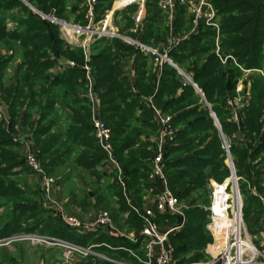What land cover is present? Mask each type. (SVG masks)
<instances>
[{
    "label": "trees",
    "instance_id": "16d2710c",
    "mask_svg": "<svg viewBox=\"0 0 264 264\" xmlns=\"http://www.w3.org/2000/svg\"><path fill=\"white\" fill-rule=\"evenodd\" d=\"M113 1L99 0L98 4H95L96 23L104 19ZM161 1H146L145 17L136 33V24L131 15L138 8L134 6L116 13L117 16L122 15L126 21L124 26H119V37L98 38L87 51L82 47L74 49L68 45L57 25L31 12L21 1L0 0V45L12 53L7 57L0 49V77H3L12 60L21 56L17 69L18 84L4 90L5 100L14 108L16 103H20L21 99L28 95L29 90L30 100L35 101L37 94L34 85L47 84L45 78L48 71L58 67V72L53 75L54 82L47 84L48 90L43 92L46 103L42 115L47 118L55 113V121L59 120L61 114L55 106L59 104L60 99L66 98L77 106L78 110L68 107L74 113L71 120L75 124L70 130L74 137L69 141L71 146L82 145L79 137L88 132L91 113L83 104L84 99L79 98L78 91L84 85L89 90L84 71L86 67H91L97 114L112 131L115 158L123 165L129 181L128 187L133 191L140 207L144 193L151 187L155 191L154 181L158 179L153 177L154 173L152 178L149 176V160H146L149 154L142 153L146 147L142 137L156 136L160 129L157 115L159 112L163 116L173 117L171 126L178 130L177 134L174 133L173 140L165 146L161 163L166 186L173 197L187 198L205 188L211 179L219 182L227 179L230 174L226 164L228 151L234 161L236 174L241 179L240 185L248 195L245 222L251 235L259 234L264 229V208L260 198L251 194V190L258 189L262 193L264 191L261 185L264 176V0H210L221 16L219 34L216 29L205 23L192 33V17H189L186 5L178 0L175 5L177 26L174 32L171 31L170 13L161 8ZM67 2L68 0L30 1L38 11L59 21L70 19L67 14ZM14 11L18 14L12 15ZM8 15L12 16L14 22L18 21V30L7 31L5 18ZM78 19L83 22L81 27L88 26L86 15L82 18L79 16ZM122 37L156 51L157 55L138 45L126 43ZM172 38L182 40L171 47ZM217 39L220 41L219 53L223 58L231 56L245 71L253 73L250 76L251 99L249 104L242 108L241 122H236L230 102L236 99L237 84L244 80L245 74L231 60L226 64L222 63L216 53ZM161 56H167L168 60L180 69L185 67V73L197 85L204 98L200 97L176 68L160 59ZM61 58L65 59L66 63L75 61L78 68L75 69L70 63H65L64 68L60 67ZM133 61L135 75L129 70ZM129 62L130 66L127 68ZM66 108L63 106V110ZM211 113L215 114L220 130L214 126L215 121ZM8 133L0 128L4 144L11 141ZM242 135L246 136L248 143L242 141ZM94 143L95 141H88L84 144L86 147H92ZM137 146L140 149L134 150ZM153 148L154 151L159 150L158 141ZM98 152L97 161L92 163V166L104 158L109 160L108 154L100 144ZM126 152L130 154L128 157L125 156ZM71 153L72 150H69L67 155ZM80 159L83 162L86 160L85 156ZM63 161L65 158H61L57 165ZM7 173V170L0 168V179L6 177ZM20 194V190L11 180L0 182V204L11 201L6 200V197L12 199ZM157 194L155 192V195ZM119 197L125 205L124 208L132 209L123 193L120 192ZM24 210L25 207L18 205L15 212L19 216L14 215L12 219L0 218L2 231L6 233L10 230L13 234L24 232L27 235L38 232L81 247H88V242L97 236L94 243L100 253L112 259L124 258L132 262L129 251H134L137 247L124 238L106 235L104 232L96 236L91 233L78 236L75 229L69 228L58 219H54L52 223L38 220L27 227L24 225L26 219L22 218ZM131 211L133 219L138 220L140 214L134 213V209ZM140 211L145 213L143 208ZM151 211V219L155 220L157 217L160 226L177 219V216L171 213H159L156 208ZM209 214L200 208H194L182 218H178L181 224L175 226H181L185 222L183 229L169 235L172 257L178 264L198 262L202 256L201 252L188 259L184 257L191 251L213 244L208 230ZM113 216L117 221L118 215ZM12 264L18 263L12 261Z\"/></svg>",
    "mask_w": 264,
    "mask_h": 264
},
{
    "label": "rangeland",
    "instance_id": "374dc122",
    "mask_svg": "<svg viewBox=\"0 0 264 264\" xmlns=\"http://www.w3.org/2000/svg\"><path fill=\"white\" fill-rule=\"evenodd\" d=\"M30 1L32 2V0H28V5L23 3L24 6L29 8L31 12L38 14L44 20H47L50 23H52L51 20L55 19L57 22L52 24H55L59 27L60 34L62 35V38L65 39L68 45H70L74 49L78 47L83 48V46H86L83 49L87 51L98 39L97 37H92L91 32H96L98 30H101L103 27L101 24L102 22L106 21L107 18H109L110 21L109 24L112 31L115 32V34L118 37L117 33L119 32V26L120 27L124 26V23L126 21L125 19L123 20L122 15L117 16L116 13L122 10L121 8L123 4L124 5L126 3L129 4L130 2L129 0H114L111 8L106 12L104 19L96 23L95 15H94L93 21L95 26L91 27L90 29L91 32L78 36L76 33L75 35L72 31L69 32L67 30H64L62 28V24L65 23L75 27L83 26V22L79 21L78 19L79 16L82 18V16L85 15L87 16L88 14L87 11H84L87 10L88 6L85 4L83 0H68L67 14L68 16H70V19H66L67 21L66 20L59 21L55 17L47 16L41 13L40 11H38L36 8L33 7ZM98 1L99 0H95L96 5L98 4ZM146 1L147 0H139V3H133L129 6L127 5L128 6L127 8L134 6L138 8V10H136V12L131 15V18L134 20L135 24H136L137 14L140 9V5L142 3H144V13H145ZM176 1L177 0H173V8H175ZM178 1L181 2V0ZM164 2L165 0H162L160 2L161 6ZM182 4L186 5L188 9V15L189 17L190 16L192 17L193 27L191 28L190 31H193L192 33H194L199 29L198 27L199 25L196 24V22L198 21L196 14L191 11L188 3H182ZM210 5L212 6L215 15L213 22H215L220 29L221 16L219 15V11L213 7L211 2ZM164 11L166 13H170L169 19H171L172 11H169V8H167L166 10L164 9ZM17 14L18 12L14 11L12 15H17ZM211 14L212 11L210 10L206 12V17H204L206 25L209 24L207 23V19L208 16H210ZM5 19H6V28L8 32H14L15 30L19 29L18 21L14 22L12 16L8 15L6 16ZM88 26H86V28ZM208 26L212 27L211 25ZM70 35H72V37H70ZM109 38H116V37H109ZM121 39L124 40L126 43L138 45L135 41L133 40L131 41V39L129 38L122 37ZM125 39H128L129 42ZM181 40H182L181 38H176V39L172 38L170 43L171 47L178 44ZM218 42L220 44V41ZM216 45H217V41H216ZM16 47L18 48L19 46L17 45ZM0 49L4 51L3 55H6L7 57H10V55L12 54L9 51V49L3 45H0ZM144 50L149 51L148 49H144ZM160 59L164 60L163 57H161ZM164 61H166V59ZM20 62H21V56H18L14 60H12L10 65L5 70L3 77H0V128L5 130L6 132H9L8 134L11 136V141L5 144L2 141L3 138L0 136V168H3L9 172L7 173L6 177L0 179V182H4V181L9 182L11 180L12 182H14L16 188L21 192L20 195L14 196L12 197V199L6 197L5 198L6 200L8 199L11 200V201L8 200L9 203L2 202L0 204V218L12 219L14 215L19 216L16 215L15 212L17 206L19 205L25 207L24 210L25 212L22 211L24 213V215H22V218L26 219L24 221V225H26L27 227L35 224L34 222L38 220L44 222L48 221V223L49 222L52 223V221H54V219L57 218L56 217L57 214L54 213V211L51 209H46L45 204L42 203V201L47 200L48 197L51 198L53 197L58 201V204L57 203L54 204L55 207L60 206L64 214H68V213L74 214L75 216L74 222H68V220L65 222L72 227L74 226L76 230V234L78 236H83L84 234L87 235L90 233L96 236V234L104 232L106 235H113L119 238H124L127 242H129L130 244H134L137 247V249L133 251L136 257L131 255L133 258L131 259L132 260L131 262L130 260H124V258L112 259V257H108L107 255L100 253L97 250L94 243V240L97 237L96 236L93 237V239L88 242L89 244L88 247L72 245L75 246V248L74 250L71 251L70 256H68L69 254L67 251L68 249L64 245L65 247L63 246V248H65L64 249L65 253L63 250L62 255L60 257L58 255L59 257L58 261H53L50 263H46L45 261L44 264L149 263L147 248L150 242L147 239H143V238L139 239L142 230L146 225L145 221L147 217L145 216L148 210L147 211L145 210L144 211L145 213H142L139 209H136L134 213L140 214V218L143 220H141L140 218L139 219L141 221L139 219L134 220L132 215L133 213L131 211L132 209H130V207L124 208L125 205L120 201L119 193L121 192L124 195L125 185L127 186V188L129 185V181L125 174L123 165L115 158V155H114V160L115 161L117 160L118 162L117 161L111 162L110 159L108 160L107 158H104V160H102L100 163H97L94 166L91 165L92 163L94 164V162L97 161L96 157L99 154L98 152L99 144L95 136V131L93 129L92 117H94L93 111H95L94 110L95 106L93 101L91 100V95L89 90L84 85V87L79 88L78 93H79V98H81V100L84 99L83 104L85 105V107L88 108L89 112L91 113L90 114L91 120L89 125L90 127L87 133L81 136L79 135L80 136L79 139L81 140L82 145L71 146L70 145L71 142L69 140L70 138L74 137V134L71 133L70 130L75 127L74 122H72L71 120L72 115L74 116V113H72L71 108H74L73 110H78L77 109L78 107L74 106L70 101H67L66 98L60 99L59 104L55 106V108L58 109L59 113L61 114V118L59 120L55 121L56 120L55 113L51 114L47 118H43L42 115L43 113L42 111L46 103L45 101L46 98L45 100L43 98L44 95L43 92L45 90H48L47 88L48 85H50L49 84L50 82H54L53 75L56 74L54 73L53 68L50 71H48L45 78L48 85L46 83L40 85H36V84L34 85L35 86L34 91L37 94L35 101L30 100V95L28 90L27 91L28 95L25 96L24 99L22 98L20 103H16V106L14 108L12 107V105H9L10 104L9 102H6L4 90L6 88H11L12 86L18 84L19 74L17 69ZM65 63L66 60L61 58L59 62L60 67L64 68ZM67 63L74 65L75 69L78 68V65L75 61L71 60L70 62ZM167 63L171 64L174 68H176L180 72V74L184 77V79L189 84H191V86H193L195 91L198 94H200V97L204 98L203 95L201 94V91L198 89L197 85L185 73L186 70L185 67L180 69L170 60ZM129 66H130V62L127 68ZM87 68L88 70L85 69L84 71L85 79L88 84H89V80L93 83L94 79L92 76L93 74L91 67H87ZM160 68L161 67L159 64V71ZM263 71H264V65H263ZM243 72H247V71L243 69ZM93 94H95L94 90H93ZM204 102L207 105V102L205 100ZM237 102H239V100H237L235 103L237 104ZM61 104L67 108L63 110V106H61ZM231 104L232 103H230V106ZM238 106L239 109L242 108L238 104L237 106H233V107L235 110H238ZM211 115L215 121L214 126L218 130H220V124L215 114L211 113ZM233 116L235 118V115ZM165 117L170 118L172 121L173 117H171L170 115H167ZM80 120L85 122L84 119H80ZM171 127L173 129V133L177 134L178 130L174 126ZM154 136L155 135L142 137V140H144L143 144H145L146 146L145 149L142 151V153L149 154V158L146 160L147 161L149 160V165L147 166V169L149 168L150 178H152V175L155 172L154 160L155 158H157L156 157L158 155L157 152H159V150L154 151L153 148L154 144L157 145V141H159V131H157L156 136L155 137ZM88 141H92V142L95 141V143L92 147H89V145L86 147L84 143ZM138 149H140L139 146H137L134 150H138ZM156 149H158V147ZM69 150H72V153L70 155H67ZM226 152H227L226 164L230 169L229 177L222 182H219L215 179H211L209 180L208 185L205 188L192 193L187 198L181 199L175 196L177 198L176 201H177L178 211L176 213H173V215L177 216V219H175L170 224L167 223L164 224L163 226L159 225V220L157 217L155 218V220L151 219V222L154 223L160 229V233L165 234L171 231L172 229L177 228L178 226L175 225L181 224L179 223L180 221L178 220V218H182L184 214L189 210H192L194 208L195 209L200 208L203 211L209 212L208 209L211 207L213 202L212 194L214 192V189L216 188V186H223L226 183H229L227 194L231 198L234 197L235 199L236 196L234 191L237 183L239 196L241 199L243 219L245 222L244 214H245V207L247 206L248 195L246 194V192H244L242 186L240 185L241 179L236 174L234 161L233 159H231L230 153L228 151ZM59 155L62 156L59 157ZM129 155L130 154L128 152L125 153L126 157H128ZM84 156L86 160L83 162L82 159L80 158H83ZM86 156L88 158H86ZM31 158L36 160L39 167V171L34 170L30 166L29 159ZM61 158H65V161H63V163L61 162V164L58 166L57 163L58 162L60 163ZM260 158H262V156L257 159V162H259ZM41 163H43L44 165H42ZM232 168H234L235 172L233 171ZM233 176L235 179L233 178ZM262 179H263V183L261 185L264 188V176ZM250 187L251 186H249V188ZM251 194L260 198L262 203L261 205L264 208V191L262 193L258 189L257 190L254 189L251 190ZM157 197H158L157 195L155 196L154 188L152 187L149 188V190H147L144 193L142 206H145L149 202V199L156 201ZM114 214L118 215L117 221H115V217L113 216ZM262 216H261L262 225L264 228V209L262 210ZM100 217H108L110 219L109 225H107L106 227H99V228L94 227V224ZM209 220H210V214H209ZM245 225L247 232L252 238L253 245L257 249L255 262H257V264H264V229L259 234L251 235L248 229L249 227L246 222ZM181 230H177L176 232L177 233L181 232ZM31 237L34 241L39 242L46 248L50 246L55 247L54 244L62 246V243L63 244L68 243L67 241L61 239L51 238L46 234L44 235L35 234V236H31ZM167 243H170L169 238ZM220 243L221 241H219V244ZM210 246L211 244H208V246L204 249L201 248L187 253L186 257H184L187 259L197 254V252H201L202 256L198 262H190L186 264H191V263L207 264V262L210 259L208 253L212 252V249L209 251ZM180 259H182V257H180ZM20 262H21L20 264H34V262L29 263L27 260L25 261L20 260ZM151 263L157 264L155 259H152Z\"/></svg>",
    "mask_w": 264,
    "mask_h": 264
},
{
    "label": "built area",
    "instance_id": "2783aa9c",
    "mask_svg": "<svg viewBox=\"0 0 264 264\" xmlns=\"http://www.w3.org/2000/svg\"><path fill=\"white\" fill-rule=\"evenodd\" d=\"M19 1L28 5V0H19ZM83 1L88 6L87 18L89 20V26L87 28H81L65 23L62 24V28L64 30H67L69 32L72 31L74 34L76 33L78 36L84 35L85 33H90L91 27L95 26L93 19H94V7L96 2L95 0H83ZM129 1L130 3L127 5H131L133 3H139V0H129ZM181 2L188 3L190 9L193 11V13L196 14L198 20L201 13L196 10L195 2L192 0H181ZM201 4L202 7L206 6L210 11H212V14L208 16L207 23H209L208 25L214 27L219 34L220 29L218 25L215 22H213L215 15L212 6L208 3L207 0H202ZM172 5H173V0H165V2L162 4V8L166 10L167 8H171ZM143 17H144V3L140 5V9L136 17V29L134 30L135 33L137 32L139 25L142 23ZM51 21L52 23L57 22L55 19ZM109 22H110L109 18H107L106 21L102 22L101 24L103 26L102 29L96 32H91V36L97 38L117 37L115 32L112 31ZM70 37H72V35H70ZM125 40L129 42L128 39ZM218 41L219 39H217V54L220 57L222 63L226 64L229 60H231L236 66L241 68L233 57L228 56L222 58L220 56L219 53L220 48ZM136 43L140 47H143V49H148L142 46L140 43L138 42ZM85 47L86 46H83V48ZM148 50L152 52L154 55H157L155 51L153 52V50L151 49ZM166 61L168 62L169 60ZM71 66L74 67V65L72 64ZM85 69L88 70L87 67ZM241 70L243 71L242 68ZM89 92L91 95V100L93 101L95 106L94 107L95 114L93 118V127L95 131V136L100 146L109 155L110 161L116 162L114 160V151L112 145V131L101 120V118L97 114V100L93 94V83L90 80H89ZM157 115H158L159 127H160L159 141H158L159 153L155 160V172L153 177L160 179L166 184L161 163L163 161L165 146L167 145L168 142L173 140L174 133L171 127V119L161 115L159 112H157ZM29 162H30V166L34 170L39 171V167L36 160L31 158L29 159ZM228 188H229V183H226L223 186H216L212 194L213 202L211 207L208 209L210 213V223L208 225V230L211 236L213 237L214 242L211 245L212 252L208 253L210 259L207 262V264H257V262H255L257 249L254 247L252 238L246 229V225L243 219L242 205H241V199L239 196L237 183L234 191L236 199L234 197L231 198L227 194ZM156 210L162 214H166V213L173 214L178 211L177 201L167 187L165 191L159 194L157 197ZM146 217H147L145 221L146 225L143 228L139 239L140 238L147 239L150 242L147 248L149 263H142V262L141 263L152 264L151 263L152 259H155L157 264H178L176 261L173 260L172 251L166 248V243L168 241L169 235L171 233L176 232L177 230H181L184 227L185 222H183L181 226L172 229L168 233L162 234L160 233V229L154 223L151 222V217H152L151 210L147 211ZM109 223H110V219L108 217H100L94 224V227L97 228L106 227L107 225H109ZM219 241H221L220 244ZM64 245L68 249V253H69L68 256H70V253L72 250H74L75 246L62 243V246ZM157 249L159 250L158 253H156ZM129 252L132 256L136 257L133 251H129ZM193 264H199V263H193Z\"/></svg>",
    "mask_w": 264,
    "mask_h": 264
},
{
    "label": "crops",
    "instance_id": "0c3cea01",
    "mask_svg": "<svg viewBox=\"0 0 264 264\" xmlns=\"http://www.w3.org/2000/svg\"><path fill=\"white\" fill-rule=\"evenodd\" d=\"M193 1L195 2L196 10L201 13L199 18H198V23H197L199 25L198 27L200 29L205 23L204 17H206V12L209 9L206 6L202 7V4H201L202 0H193ZM207 1L210 4L209 0H207ZM127 4L128 3H126L125 5L123 4L121 11L127 9V7L129 6V5L127 6ZM161 8H162V6H161ZM169 11H172L171 12V19H169V23L171 26V31L174 32L176 30V26H177V22H176V20H177L176 16L177 15H176L175 8H173V5L171 8H169ZM216 51H217V49H216ZM161 57H163L164 60L165 59L168 60L167 56H161ZM133 63H134V61L132 62V65L130 66L129 70L131 71L132 75H135L136 69H135V65ZM58 70H59L58 67L53 68L54 73H57ZM244 74H245L244 80L239 81V83L237 84V87H236V96L237 97H236V99L231 100V102H230V103H232L231 106L233 108L235 119L238 122H241L242 108L244 106L248 105L249 101L251 99V79H250V76L252 75V72L247 71V72H244ZM237 100H239V102L241 103L240 104L239 102H237V104L240 105L242 108L239 109V106H238V110H235L233 106H237V104L235 103ZM262 122L264 125V115L262 118ZM263 135H264V126H263ZM240 138L242 139V141L244 143H248L246 136L242 135V136H240ZM124 171H125V169H124ZM154 187H155V192L158 193L157 194V196H158L159 194H161L165 191L167 186L160 179H156L154 181ZM124 196L128 200V203L130 204L131 208L134 210H136V209L140 210L141 208H143V210L147 211V210H152V209L156 208V206H157V200L155 201V200L149 199V202L145 206L140 207L139 203L137 202V200L133 194V191H131L129 187L127 188L126 185H125ZM42 203L45 204L46 209H51L54 211V213L57 214L56 219L63 222L69 228L75 229L74 226L72 227L68 223L65 222L67 220H68V222H74L75 221L74 220L75 219L74 214H70V213L64 214L62 212V209L60 206L55 207L54 204H56V203L58 204V201L55 198L48 197L47 200H43ZM2 230L3 229L0 228V264H12V261L20 264L21 263L20 260H23V261L27 260L29 263L34 262V264H44L45 261H46V263H50L53 261H58L59 257L63 253V250L65 249V248H63V246H60L57 244H54L55 247L50 246V247L46 248L42 244H40L39 242L34 241L31 236H35V234H39L38 232L27 235L24 232L13 234V232H11L10 230L7 231L6 233L3 232ZM25 235H27V236H25ZM67 244L73 245L70 243H67ZM166 248L172 251V246L170 243L166 244ZM210 250H211V246L209 248V251ZM158 252H159V250L157 249L156 253H158ZM64 253H65V250H64ZM58 255H59V257H58Z\"/></svg>",
    "mask_w": 264,
    "mask_h": 264
},
{
    "label": "water",
    "instance_id": "95a60500",
    "mask_svg": "<svg viewBox=\"0 0 264 264\" xmlns=\"http://www.w3.org/2000/svg\"><path fill=\"white\" fill-rule=\"evenodd\" d=\"M233 169V171L235 172V170H234V168H232ZM233 178H234V176H233ZM235 179V178H234Z\"/></svg>",
    "mask_w": 264,
    "mask_h": 264
},
{
    "label": "bare ground",
    "instance_id": "6f19581e",
    "mask_svg": "<svg viewBox=\"0 0 264 264\" xmlns=\"http://www.w3.org/2000/svg\"><path fill=\"white\" fill-rule=\"evenodd\" d=\"M130 3V2H129Z\"/></svg>",
    "mask_w": 264,
    "mask_h": 264
}]
</instances>
